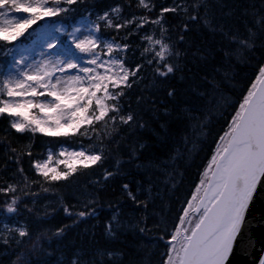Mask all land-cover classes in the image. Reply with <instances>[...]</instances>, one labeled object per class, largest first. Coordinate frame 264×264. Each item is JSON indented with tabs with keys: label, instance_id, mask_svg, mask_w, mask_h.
Segmentation results:
<instances>
[{
	"label": "snow or ice",
	"instance_id": "1",
	"mask_svg": "<svg viewBox=\"0 0 264 264\" xmlns=\"http://www.w3.org/2000/svg\"><path fill=\"white\" fill-rule=\"evenodd\" d=\"M258 201L264 0H0V264H233Z\"/></svg>",
	"mask_w": 264,
	"mask_h": 264
},
{
	"label": "water",
	"instance_id": "2",
	"mask_svg": "<svg viewBox=\"0 0 264 264\" xmlns=\"http://www.w3.org/2000/svg\"><path fill=\"white\" fill-rule=\"evenodd\" d=\"M264 213V204L258 201L252 209V215L259 218ZM253 235L258 239L264 241V227H255ZM264 246L257 244L255 250L250 254H245L237 248L233 257V264H258L257 256L264 255Z\"/></svg>",
	"mask_w": 264,
	"mask_h": 264
},
{
	"label": "trees",
	"instance_id": "3",
	"mask_svg": "<svg viewBox=\"0 0 264 264\" xmlns=\"http://www.w3.org/2000/svg\"><path fill=\"white\" fill-rule=\"evenodd\" d=\"M195 173H196V168L195 166H193L191 169L188 170V173L185 177V183L184 185L181 187V194L187 189L189 183L192 181V179L195 177ZM45 196H48L49 198H54L53 194L52 193H48V194H44ZM47 201L45 200H41L39 201V205L42 207V205L44 203H46ZM65 222H68V221H65ZM49 225L48 224H44L43 227H48ZM37 227H40L39 224H37ZM7 259H15L14 256L10 257V258H6V264H7Z\"/></svg>",
	"mask_w": 264,
	"mask_h": 264
}]
</instances>
